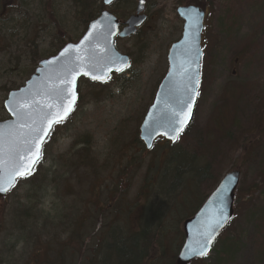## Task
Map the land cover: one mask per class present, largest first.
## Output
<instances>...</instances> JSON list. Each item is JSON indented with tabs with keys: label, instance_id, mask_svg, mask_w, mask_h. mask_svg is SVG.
<instances>
[{
	"label": "rangeland",
	"instance_id": "374dc122",
	"mask_svg": "<svg viewBox=\"0 0 264 264\" xmlns=\"http://www.w3.org/2000/svg\"><path fill=\"white\" fill-rule=\"evenodd\" d=\"M35 1L29 19L0 17V118L7 116L8 92L22 87L37 63L84 34L81 6H88L85 15L103 9V0ZM132 1L116 0L108 11L125 20L139 0ZM190 1L145 0L147 21L115 42L130 66L101 84L79 81L75 112L54 127L33 175L0 201V264H45L59 244L90 254L102 226L113 225L114 235L139 228L141 206V222L151 229L165 213L163 235L153 237L157 246L145 263L162 264L183 241L184 214L231 170L241 173L235 216L209 255L193 264H264V0H197L207 16L193 120L170 155L163 140L148 152L138 138L167 72L169 47L182 32L176 10ZM173 159L174 166L199 160L208 172L196 176L193 164L181 173L165 212ZM186 176L193 179L180 184ZM192 181L194 189L187 188ZM229 243L233 254L220 257Z\"/></svg>",
	"mask_w": 264,
	"mask_h": 264
},
{
	"label": "water",
	"instance_id": "95a60500",
	"mask_svg": "<svg viewBox=\"0 0 264 264\" xmlns=\"http://www.w3.org/2000/svg\"><path fill=\"white\" fill-rule=\"evenodd\" d=\"M114 1L111 0V3ZM111 3H106L103 0L104 6L108 7ZM144 7V0L143 3L140 0L137 3L135 14L123 23L120 33L117 17L106 10L102 11L97 19L88 24L86 33L78 40L77 44L68 43L55 57L44 59L37 65V69L23 87L9 94L4 107L11 119L0 124V174L7 177L16 154L23 153L28 146L26 141L36 135L34 129L47 128V123L42 124L45 114L58 111V106L61 103L67 105L69 100L65 97L70 98L71 91L74 90L75 102L72 104V110L67 118L69 117L79 99L77 83L80 78L84 77L88 81L101 83L106 81L112 73L122 72L129 66V58L116 51L114 38L117 36L120 40L126 39L137 32L146 20V16L142 15ZM177 15L183 21L184 26L181 38L169 48L168 72L160 81L155 98L139 127V139L143 142L146 151H149L153 143L160 137L172 143L178 140V138L174 141L170 139L171 136L179 137L182 133V131L179 133L173 131L174 127H179L178 124H175L174 112L180 111L189 100L193 101L191 118L183 130L187 128L193 118L198 95L194 93H197L200 82L202 60L200 43L205 13L198 6L188 5L179 7ZM93 25L96 27L93 28ZM65 50L68 51L65 52ZM117 68L121 70L117 71ZM85 72H88V75H85ZM93 74L99 78L92 79ZM73 76L75 77L74 87L72 83H68L72 81ZM64 89H68V91H62ZM49 105L52 107L50 108ZM20 113H24V115H20ZM50 131L44 137V142ZM239 179L240 172L238 170H232L224 175L192 218L183 223L184 242L176 256L175 264H190L209 254L210 247L216 241V237L227 227L234 216L235 191L239 186ZM12 187L6 192H0V199ZM217 220L222 226L216 225ZM213 229L214 239L208 245L207 255L193 256L189 249L196 248L201 242H205L204 236Z\"/></svg>",
	"mask_w": 264,
	"mask_h": 264
},
{
	"label": "trees",
	"instance_id": "16d2710c",
	"mask_svg": "<svg viewBox=\"0 0 264 264\" xmlns=\"http://www.w3.org/2000/svg\"><path fill=\"white\" fill-rule=\"evenodd\" d=\"M40 2H42V0H40ZM81 8L83 10L82 12L85 13L88 6H86L84 4L81 6ZM99 12H97L94 15H92L90 13H87L85 15L84 13H82L86 19L84 31H85V28H86L88 22L95 19V17L98 16ZM114 14H116V13H114ZM65 44L66 43H62L61 47H63ZM175 149H177L175 146H169V145L166 148L167 153L169 155H170V153L172 154L175 151ZM174 159L172 160L171 167H170L169 171L167 172L169 174L167 180H168V183L172 182L171 183L172 184V187H171L172 190L169 191L170 188L163 190V192H165V197H170V198L173 194H175L174 188L179 186V185L175 186V182L179 178L182 177L181 173H183L186 169L193 166V164H194V162H192L190 160L189 161L185 160V161H183V163L177 164V166H174V164L177 162ZM199 164L200 163H198V166H199ZM198 166L195 169V171H196L195 175L200 176V178L203 176L206 177L207 172H208L207 169L202 171ZM191 179H193V178L186 176L183 178V181H181L180 184H183L184 182L186 183V181H190ZM191 183L192 184L190 185V187L187 186V188L194 189L193 181ZM236 192L238 194V190ZM256 192H253V194H255ZM237 194H236V198H235V203H236V199L238 197ZM206 197H204V199L202 198V200H198L196 207L192 208L191 210H188V212H186V214H184L183 221L190 218L192 215H194V213L197 212V209L201 206L202 202L206 199ZM183 202H184V199H183ZM140 208H141V212L138 216L139 228L135 229V231H131V230L130 231L129 230L124 231V230L115 228L119 232L116 233L117 235H114L112 232V229L114 228L113 225L112 226L104 225L101 227L102 228L100 230L101 234H100V236L96 242L97 245L95 247H94V245L91 246L92 252L90 254L86 253V255H88L90 260H87L86 262L83 261L84 256H86L85 253L82 254L83 256H79L78 253H76V251L70 250V245H68L67 248L65 249L64 246L59 244L55 250L53 248L50 249L49 254H52L53 258L51 259L48 257L45 264H145V263H149L148 260H149L150 255H151L150 252H152L153 246L155 244L153 241V237L156 236V234H158V235L162 234L163 235V231H160V229H159L160 227H162V221L158 220V222H155L154 223L155 225L153 226L152 229H151V227H145L146 223L141 222L143 219H140V218L144 214V212H142V211L146 207L141 206ZM74 226H75V224H74ZM75 227H77V226H75ZM74 234H76V233H74ZM70 238H73V236L71 234H70ZM68 241H71V240H68ZM155 245L157 246V243ZM156 246H155V248H156ZM180 246H181V243L179 244L178 249L180 248ZM231 246H232V244H230V243L222 245L221 246V252L219 253L220 257H221V255L223 258L227 257V256H231L234 252V251H232ZM157 250L159 252V257L164 256L165 252H163L162 248L157 247ZM177 250H176V254L171 255L172 256L171 259L168 258L165 262L161 261L162 264H174L175 263L174 260L176 258L177 253H178ZM76 256H78V257H76ZM199 260L195 261L194 263L199 262Z\"/></svg>",
	"mask_w": 264,
	"mask_h": 264
},
{
	"label": "snow or ice",
	"instance_id": "6c2138e0",
	"mask_svg": "<svg viewBox=\"0 0 264 264\" xmlns=\"http://www.w3.org/2000/svg\"><path fill=\"white\" fill-rule=\"evenodd\" d=\"M106 3H111V0H105ZM141 3H143V0H141ZM93 28L96 27V25L92 26ZM68 50H65L67 52ZM64 55V53H62ZM126 64V61L124 62ZM117 71H120V68L116 69ZM85 75H88V72L84 73ZM92 79H98L99 77L95 74L92 75ZM74 81L75 77L73 76L72 81L68 83H72L74 87ZM62 91H68V89H64ZM198 94V93H194ZM65 99H68L69 102L67 105L61 103L58 107L59 110L55 113L49 112L45 114L44 119L42 120L43 123H47V128H38L34 129L36 135L32 136L30 140L26 141V144L28 145L26 150L23 153H17L11 166V170L9 171L7 177L0 174V192H6L8 189L12 186H14V182L17 177H25L28 175H31L32 169L35 167V164L41 159L42 156V145L44 143V137L48 135V132L52 129V126L56 123L62 122L64 119L67 118L68 114L72 110V104L75 102V91H71L70 98L65 97ZM193 103L192 100H189L184 107L180 109L178 112H174V116L176 117L175 124H178L179 127H174L173 131L175 133H179L180 131H183V128L186 126L187 121L191 118V104ZM51 108L52 106L49 105ZM20 115H24V113H20ZM23 126V125H22ZM42 133V134H41ZM178 136H171L170 139L173 141L177 139ZM7 184V186H5ZM227 219V218H226ZM217 226H222L220 221L217 220L216 222ZM214 239V229L213 231L207 232V234L204 236V241L199 244L196 248H190L189 252L193 256H206L208 252V245L212 243V240Z\"/></svg>",
	"mask_w": 264,
	"mask_h": 264
},
{
	"label": "flooded vegetation",
	"instance_id": "af4514ba",
	"mask_svg": "<svg viewBox=\"0 0 264 264\" xmlns=\"http://www.w3.org/2000/svg\"><path fill=\"white\" fill-rule=\"evenodd\" d=\"M197 0H191L190 2H188V4H192V5H195V6H199L200 8H204V6L198 1L196 2ZM31 0H0V17H6L8 16V14H10L11 17H13L12 15H17L18 17H24V18H30L32 15L34 14H31V15H28L30 14L29 12V7L30 4H31ZM34 3H40V0H37L35 1ZM33 4V3H32ZM186 4V5H188ZM40 9V8H39ZM41 12H42V9H40ZM29 12V13H28ZM32 13H35V10H31ZM205 13H206V10H205ZM206 16H207V13H206ZM206 16H205V19H206ZM122 21H121V25L122 26ZM204 30H205V20H204ZM9 117L6 116L5 118H0V122L2 121H5V120H8ZM19 181V180H18Z\"/></svg>",
	"mask_w": 264,
	"mask_h": 264
},
{
	"label": "bare ground",
	"instance_id": "6f19581e",
	"mask_svg": "<svg viewBox=\"0 0 264 264\" xmlns=\"http://www.w3.org/2000/svg\"><path fill=\"white\" fill-rule=\"evenodd\" d=\"M198 163H199V161H196L195 164H194V166H198ZM166 199H167V200L163 202V207L166 206V204L168 203V200L170 199V197H166ZM159 200H162V199L159 198ZM167 208H169V206L164 207L165 212L168 210ZM164 214H165V213L162 214V216L160 217L159 220H162V219H163Z\"/></svg>",
	"mask_w": 264,
	"mask_h": 264
}]
</instances>
